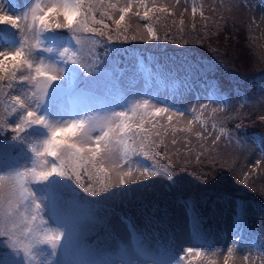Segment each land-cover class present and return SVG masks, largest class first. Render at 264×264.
Segmentation results:
<instances>
[{"label":"snow or ice","instance_id":"6c2138e0","mask_svg":"<svg viewBox=\"0 0 264 264\" xmlns=\"http://www.w3.org/2000/svg\"><path fill=\"white\" fill-rule=\"evenodd\" d=\"M180 3L33 0L19 15L0 5V25L19 33L15 46L0 49V134L13 133L12 142L0 141V163L7 169L0 171V238L12 253L0 264H217L219 251H211L215 237L203 229L192 199L181 201L189 218L187 247L175 231L161 233L163 221L154 215L146 216L141 228L112 207L147 190L154 178H165L169 189L177 187L180 179L172 168L191 163L196 150L191 137L200 142L195 161L201 164L204 158L215 163L210 153L229 135L214 119L217 109L206 118L208 105L189 111L167 97L160 100L151 80L155 75L163 81L143 65V88L134 86L136 78L122 84L125 70L118 61L109 57L104 63L110 66H101L100 47L107 57L128 51L108 47L116 43H187L183 19L171 39L170 31L161 35L158 28L167 27L169 18L177 25ZM185 12L188 8L181 16ZM198 13L207 19L192 0L191 15ZM211 68L186 64L191 75ZM208 98L228 103L215 85ZM209 119L218 132L210 146L211 133L204 135ZM260 163L239 182L247 186ZM240 212L238 207L236 220ZM113 215L124 225L127 241L110 223ZM101 228L105 235L89 243ZM242 230L238 223L235 233ZM236 252L234 238L223 264H235Z\"/></svg>","mask_w":264,"mask_h":264},{"label":"rangeland","instance_id":"374dc122","mask_svg":"<svg viewBox=\"0 0 264 264\" xmlns=\"http://www.w3.org/2000/svg\"><path fill=\"white\" fill-rule=\"evenodd\" d=\"M32 2L33 0H0V5H3L4 10L9 14L19 15ZM191 3L192 0H187V2L181 0L175 10L174 19H176L177 25H172L171 19L173 18H169L164 22L167 27L158 26L161 35L165 31H170L171 39L172 36L177 35V26L183 19V39L187 43L181 40H178L177 43L161 40L147 43L131 41L113 45L121 50L132 49L137 52L143 50L153 53L147 54V61L162 72L159 79L163 81V84L157 82L155 75L151 80V89L158 90L159 99L163 101L167 97L168 102L175 107L189 111L194 106L198 108L201 104L208 105V111L205 113L206 118L212 109H217L214 119L221 122L220 126L226 127L229 135L222 136L215 146L216 151L210 153L215 159V163L204 158L201 164L195 161L200 142L191 137L192 145L196 149L188 158L191 163L186 168H172V171L180 179V184L177 187L169 189L170 182L165 178H154L152 186L147 190L113 206L115 213L131 217L135 224L141 228L144 227L146 216L154 215L156 220L163 221L159 228L161 233L164 228H167L165 223L171 222L168 229L175 231L178 239L183 240L184 246L187 247L186 241L190 226L180 210V205L171 206L174 203L167 199L171 195L180 193L188 194L190 198H196L198 200L196 203L201 199L209 201L210 205L213 203L210 207L215 205L218 211L215 214L218 220L215 228L220 232L212 233L215 237L216 248L211 250L212 252L219 251L217 264H223V256L226 254L227 248L232 245L234 238L237 246L235 264H264V212L259 209L264 206V160H262L264 144H258L255 137H250L257 136L264 139V119H261L264 117V0H197L198 5L203 7L207 19L201 18L199 13L193 17ZM185 8H188V12L181 16V12ZM0 30L13 33L11 34L12 38L0 37V49L15 46L18 43L19 33L13 32V28L0 25ZM64 34L68 33H62V35ZM5 35L7 34L5 33ZM97 52L100 53L101 66L105 68L110 66L104 63L109 57L111 60L118 61L117 67L125 70L122 84H131L133 78H136L134 86L143 88L144 80L139 75L142 64H135L130 55L121 56L122 52H110L107 57L104 56L102 47L97 48ZM184 59L190 63L203 59H216V62H212V67L219 72L216 71L213 74L224 82L226 80L240 85L244 83L243 80L254 78L252 76H260L257 79L261 78V81L257 83L254 93L249 98L243 99L242 96L236 95L227 104H217L204 96L202 92L189 91L186 93V88L192 83L182 64ZM212 122V119L208 120V131L204 132L206 136L211 133L207 142L209 146L211 140L218 134L217 131H213ZM12 135L13 133L10 131L0 134V141L12 142ZM237 140L240 143H237ZM180 147H183L182 143ZM183 160L182 157V163ZM258 160L261 162L260 166L255 175L249 176L248 185L245 186L239 181L243 180L244 173H252V169L257 167ZM6 170L0 163V171ZM228 195L232 196L225 198ZM218 198H223V203H219ZM184 200H188V198ZM163 201L164 204L154 209ZM239 202L244 204L243 211L245 212H240L242 215L239 216V220H236V208L240 205ZM136 204H140L141 207ZM131 205L133 207H130ZM181 205L184 204L181 203ZM204 205H201L203 210H205ZM120 208L123 210H118ZM207 210L211 212L213 209L208 208ZM214 213L215 211L212 212V217H208V213H201L199 217L201 225L212 222L215 217ZM241 217L245 218L250 228H257L248 238L238 241L240 232L235 233L234 230L238 223L243 226ZM110 223L116 226L120 237L127 241L128 233L124 225L119 223V217L113 215ZM92 235L93 238L88 237L89 243H95L97 238L104 236L105 233L99 229ZM11 255L4 238H0V261ZM244 257H248L247 261Z\"/></svg>","mask_w":264,"mask_h":264},{"label":"trees","instance_id":"16d2710c","mask_svg":"<svg viewBox=\"0 0 264 264\" xmlns=\"http://www.w3.org/2000/svg\"><path fill=\"white\" fill-rule=\"evenodd\" d=\"M141 53L144 55V58H146V59H147V54L148 55L153 54V53H148V52L143 51V50ZM159 54H161V53H159ZM212 62H216V59H211V60L203 59V60H201L199 62H195V63H190L186 59H184V62L182 63L183 66L185 67L184 69H185V73H187V77H189L191 79L190 80L192 83L191 87L194 88V90H196V91H201L204 94V96H206L207 98L209 96L210 87L212 85H215L216 89H218V91L224 95V97L226 98V100L228 102H231L233 100V97H236V95L242 96L243 99H246V98H249L250 95L254 93V91L256 89L255 86L257 85V83H259L261 81V78L257 79L260 76H258V77L252 76L254 78L245 79V80H243L244 83H242L240 85L239 84L235 85L234 83H230L229 81H226V80L224 82L222 79H220V77H218V78H217V76L215 77V75L213 73L216 71L219 72V70H217V69L215 70L214 67L211 68V71H198L195 75H191L190 73H188L186 71V64H188V63L195 65L197 67V69H199V68H202V67H205L208 65L213 66ZM197 80H199V81H197ZM246 88H248V89H246ZM230 196H232V195L225 196V198L230 197ZM186 198L192 199L195 203L198 201L196 198H190V195H188V194H180V193H176L175 195L169 196V198L167 200L174 201L177 199H186ZM215 199H214V201H215ZM218 202L223 203V198H218ZM162 204H164V201L159 203L154 209H156L158 206H161ZM201 205H204L205 210L202 209ZM211 205H213V203H211ZM211 205H210L209 201H206L203 199H201L198 203H196L195 207H196V211L199 213V217L201 216V213H208L209 214L208 217H212L211 214L214 211H215V213H214V216H215V214L218 211H217L215 205H214V207H210ZM243 205L244 204L240 203V205L238 206L241 209V212H245V211H243ZM208 208H211L213 210L211 212H208V210H207ZM222 208H223V205H222ZM259 209L261 212H264V206L263 207L261 206V208L259 207ZM241 219L243 222L244 234L245 235H251V233L254 232L257 227L256 228H250V225L246 223L245 218L241 217ZM165 224L167 225L166 227L168 228L171 225V222L167 221V223H165ZM217 224H218V220L215 216L214 220L212 222H210V223L208 222L205 224L203 223L202 226H203V229H205V230L207 229L209 231H212V230L215 231V229H216L215 227L217 226Z\"/></svg>","mask_w":264,"mask_h":264}]
</instances>
